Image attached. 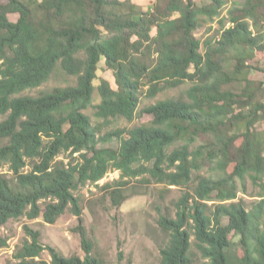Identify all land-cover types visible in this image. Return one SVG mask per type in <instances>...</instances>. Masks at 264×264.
<instances>
[{"label":"trees","instance_id":"16d2710c","mask_svg":"<svg viewBox=\"0 0 264 264\" xmlns=\"http://www.w3.org/2000/svg\"><path fill=\"white\" fill-rule=\"evenodd\" d=\"M196 1L154 0L146 11L128 0L0 1V226L53 225L69 211L83 252L64 257L24 226L15 264H104L75 192L95 186L118 207L132 182L183 192L158 210L159 264H264V81L250 78L264 79V0L234 3L224 17V0ZM214 21L217 37L195 36ZM57 71L74 84L24 94ZM143 98L156 101L141 107ZM144 115L151 121L104 135L98 125ZM111 138L116 147H99ZM247 179L259 188L249 204L237 201Z\"/></svg>","mask_w":264,"mask_h":264},{"label":"rangeland","instance_id":"374dc122","mask_svg":"<svg viewBox=\"0 0 264 264\" xmlns=\"http://www.w3.org/2000/svg\"><path fill=\"white\" fill-rule=\"evenodd\" d=\"M5 1V0H0ZM124 1V0H121ZM139 6L142 10L150 9L154 0H128ZM225 6L221 13L224 17L226 10L234 3H241L242 0H224ZM199 5L207 3V0H197ZM17 15H10L9 20L15 22ZM219 26L217 21L208 24H201L195 36L201 41L218 36ZM99 76L110 81L114 86L111 72H99ZM250 78L253 80L264 79L254 71H251ZM74 78L66 77L60 72H56L50 80L43 86L33 91L25 92V95L36 96L41 92L50 91L55 87H65L73 85ZM186 86L165 92L157 96L156 100L166 98H178L184 93ZM155 100V101H156ZM142 99L143 103H153ZM98 100L94 96V103ZM91 115V113H88ZM1 120V118H0ZM151 121L147 115L136 118L131 123L118 119L105 124H98L102 128V134L116 129L132 128ZM264 129V123L258 126V130ZM116 138L103 141L99 144L100 148L116 147ZM68 153L59 156L58 160L67 163ZM7 168L2 167L0 173H6ZM202 176H208L207 171L200 172ZM118 172H109L97 184L100 186L117 180ZM160 186H142L137 182L124 191L125 199L118 207H113L106 192H101L95 186L86 185L76 190L75 195L79 197L83 213V224L87 235L94 243V254L100 258L104 264H159V250L163 246L165 237L157 226L158 210L171 209L173 203L182 195V190L170 187L169 190H162ZM259 188L250 179L245 182V192L237 194V201L251 203L256 200L255 194ZM210 204V203H209ZM76 218L67 211L60 216L55 224H45L41 218L30 221L25 218L9 220L0 226V238L6 240L5 247L0 248V264H15L13 253L21 243L28 239L23 227L27 226L40 233V243L50 246L64 257L79 256L83 257L80 247L79 236L72 230L76 226ZM42 260L49 262L50 257L46 251L41 254Z\"/></svg>","mask_w":264,"mask_h":264}]
</instances>
